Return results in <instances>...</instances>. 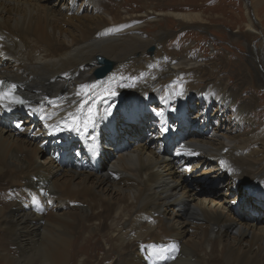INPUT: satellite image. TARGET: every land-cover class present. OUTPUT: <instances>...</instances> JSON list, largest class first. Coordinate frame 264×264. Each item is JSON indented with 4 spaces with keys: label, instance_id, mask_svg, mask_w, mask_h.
<instances>
[{
    "label": "bare ground",
    "instance_id": "obj_1",
    "mask_svg": "<svg viewBox=\"0 0 264 264\" xmlns=\"http://www.w3.org/2000/svg\"><path fill=\"white\" fill-rule=\"evenodd\" d=\"M93 2L83 0L75 11L77 0H0V79L17 85L28 102L16 113L0 105L5 239L20 257L30 259L27 264H76L91 249L103 253L98 264H113L111 257L116 264H264V227H257L264 220V183L240 179H264V137L239 139L217 128L223 105L238 98L229 94L235 86L218 78L219 66L205 64L200 54L166 53L168 33L149 37L141 21L157 28L173 19L189 27L203 23L202 15L151 11L139 18L115 2ZM82 7L85 15L79 13ZM247 27L254 39V21ZM151 46L153 56L147 53ZM249 53L252 78L247 83L264 88L253 50ZM100 58L113 71L97 80ZM175 81L185 93L197 92L199 118H193L189 98L172 90ZM130 86L155 92L159 106L150 108L155 100L149 95L119 98ZM205 93L206 101L199 102ZM212 102L219 104L220 114H214L213 135L207 132L211 117L205 110ZM121 103L130 112L121 111ZM25 113L33 124L39 120L48 127L60 117L72 125H57L64 134L57 142L48 135L47 140L24 136L12 129L19 130ZM149 134L160 139L158 151ZM40 157L45 166L38 163ZM207 187L211 193L226 188L232 196L241 188L243 197L234 204L237 216L229 208L233 204L216 193L213 199L199 198V189ZM53 200L63 212L45 216L42 205ZM153 245L178 250L153 255ZM0 252L7 264H22L9 251Z\"/></svg>",
    "mask_w": 264,
    "mask_h": 264
},
{
    "label": "rangeland",
    "instance_id": "obj_2",
    "mask_svg": "<svg viewBox=\"0 0 264 264\" xmlns=\"http://www.w3.org/2000/svg\"><path fill=\"white\" fill-rule=\"evenodd\" d=\"M82 1L83 0H77V3L73 4L72 7L75 9V11H77V9H81L80 3ZM91 1L93 2L94 0ZM95 1L98 2L103 1L101 4L104 3L103 5L106 6L113 5L115 2L116 5L122 6L121 9L122 12L127 13L128 16L134 15V16H138L139 18L140 17L145 18L144 16H147L149 13L152 14L154 11H155L154 13L160 14L161 11L168 12V11L178 10L181 12H194L202 15V19H204L203 20L204 24L200 23L189 27L188 26L182 27L173 19H168V21L162 23L161 26L159 25V27L157 28H154L156 23L153 24V22L151 23L149 22V20L146 21L145 19H141V21H143L144 30L146 29L145 34L149 37L153 36V34L157 35L163 32L168 33L165 42L163 43V49L165 50L166 53H170L171 55L172 54L178 55L180 53H184L187 50H189L191 53L200 54L203 57V61L205 64L208 63L219 66L218 78L223 77L225 80H227V82L231 86L232 85L235 86L234 89L231 90L229 94L238 95V98L240 99L232 96L230 98L232 104L229 103L224 104L223 109L221 111V115L217 112L219 105L217 102H212L210 108L205 109L207 114L209 115V118L211 117L210 118L211 126L210 124L208 125V131H207L208 133H211V135H213L212 132H214V128H216V124H214L218 120L217 116L214 115L216 113L219 114L221 117V120H218L219 123L217 128L221 129L223 127V129H225V131L229 133L228 135H230L231 137H238L239 139L243 137L246 138L252 135H257L258 137H264V88L261 89L254 88L252 85L247 83V81L251 80L252 78L251 71L247 67V65H249L248 61L250 60V56H251L249 52L250 50L251 51L253 50V53L255 55V61L258 63V67H259L258 77L259 79H263V85H264V0H258V1L257 0H95ZM183 4L193 5V7ZM92 5H94V2L92 3ZM164 5H168L166 9L163 7ZM174 5H178V6H174ZM82 9L83 10L80 11L79 13H81V15H85L87 13L85 12L86 8L82 7ZM93 10L94 8L90 7V11H91L90 13H95L92 12ZM250 19L254 21V27L256 32L254 39L250 36V32H248L249 28L247 27ZM151 50H153V52H151ZM147 53L153 56L155 53V47L154 46L149 47L147 49ZM112 71L113 70H111V72ZM97 80L100 79L97 78ZM174 83H175V88L172 90L181 92L183 93V95L189 98V102L191 103L192 110L196 112L193 113L194 114L193 118L195 119L199 118V117H195L196 114L198 113V110L200 109V104L197 105L198 104L197 92H195V94L192 95L189 93H185L182 89L176 87V84H178L177 81H175ZM130 87L131 88L129 91L121 93L123 95L119 94L121 95L119 98L125 99L126 101H130V100L143 99L146 95H149L150 97H153V100H155V102H152L150 104V108L153 109L159 106L158 102H156V100H158L159 97H155L156 95L155 92L144 91L140 87H134V86H130ZM240 90L242 91L244 90L241 96L237 94ZM206 99H207V94L205 93L203 94L202 97L199 98L200 100L199 102L206 101ZM115 106L116 105H113L112 108H114ZM120 107H121V111H125V113L130 112L128 109L124 108L125 106L122 103ZM20 108H25V107L23 106ZM20 108L16 110L14 109L12 112L16 113L19 110L22 111ZM121 111L120 114L115 113V116L121 115ZM188 114H190L191 116V111L190 112L188 111ZM188 120L191 121L192 119H188ZM32 121L34 123V119L32 118V116H29L28 114L25 113V116H23V118L19 120L20 123L17 127L19 130L16 129H12V130L17 133L19 132V134L21 135L25 134L24 136H29L32 138L40 137V136L47 137L48 135L50 137H54L55 142H57V140H62L64 135L63 131L57 128V125L59 127H62L64 125L70 124L69 122H65V120L60 117L56 118L48 127L43 126V124L39 120H35V124H33ZM211 127L212 130L209 129ZM228 129L231 130L229 131ZM231 131L233 132L231 133ZM105 133L106 132H102L98 135L97 142L100 138L99 136ZM147 137H149V139L152 140L150 144L152 143L153 147L158 151L159 145L155 141H160V139L159 138L156 139L152 137V134L147 135ZM189 137H191L190 134L187 137L181 138V140H186ZM214 138H217V136L214 135ZM47 139L48 137L45 140ZM121 141L123 143L126 142V140L123 139ZM98 146H95V148ZM41 151L43 152L45 151V149L42 148ZM163 152L164 151H160L159 153L162 154ZM48 155L56 159L55 154H53L52 152L49 151ZM41 157L38 163L41 164L42 166H45L43 161H41L43 157L42 158ZM96 163H98V161H96ZM103 164H104V160H103ZM240 179H242L244 183H249V182L264 183V179L261 180L251 177H241ZM205 182H208V180ZM201 186L202 184L200 185V187ZM211 189L212 188L210 187H207L205 190L199 189L198 194L201 195L199 198H212L211 197L212 194L216 193L220 195L217 199L223 201L228 200L229 203L227 202L228 203L227 205H229L231 202L233 206L234 204L238 206V202H237L238 197L239 199L243 197L241 188L238 191L234 192V196H232L233 194H229L230 196L227 195L228 192L226 188L220 189L219 191L217 190L215 191V193L213 192L211 193L210 192ZM7 200L11 202L12 197L8 195ZM67 201H68L67 203L70 202V200ZM209 206L215 207L214 204L212 203L209 204ZM236 206H234V209L231 207L229 208L232 211L233 215L237 216L238 213L236 212V208H237ZM42 209L44 211L43 214L47 216L46 214L47 211L48 213L52 211L63 212L62 209L64 208L58 206V202L56 200H53L50 203H43ZM233 210L235 211V213L233 212ZM179 213L181 214L183 213V211ZM261 219L264 218H260V220ZM261 226L264 227V220H261L259 223H257V227H261ZM86 236H88V234ZM187 236L192 237L190 234H188ZM172 237L175 240H178V238H180V236L178 235H173ZM194 237H196V235L193 236L192 238ZM0 244H2L0 246L1 251L2 248L7 252L9 251L11 256L15 257L19 262H22V264L29 263L28 260L30 259H25L20 257V255L17 252L18 250L15 244L12 242L10 243L5 239V231L1 229H0ZM86 254L87 255H83L79 259L78 263L76 262V264H85V263L98 264L99 258H101V255L103 253L95 254L91 249ZM89 258L91 259L92 263L89 260ZM111 260L113 264L118 263L117 258L111 257ZM0 264H7L5 259L2 258L1 252H0Z\"/></svg>",
    "mask_w": 264,
    "mask_h": 264
},
{
    "label": "snow or ice",
    "instance_id": "obj_3",
    "mask_svg": "<svg viewBox=\"0 0 264 264\" xmlns=\"http://www.w3.org/2000/svg\"><path fill=\"white\" fill-rule=\"evenodd\" d=\"M89 86L88 85H83L82 89H87ZM17 92V85L15 84H5V81L0 80V105H2L5 109L11 111L12 107L16 105H21V106H27L28 102L21 98L19 95H16ZM115 95V93H112ZM158 115H163V113H158ZM89 123H91V118ZM89 125H85V128H87ZM94 126V125H93ZM74 130L80 131L79 127H75ZM164 131H167V128L164 129ZM154 249L153 255H156L158 253H163L165 251H173V250H178L176 249V246L173 245L171 249L165 248L163 246H152ZM174 258V257H173Z\"/></svg>",
    "mask_w": 264,
    "mask_h": 264
},
{
    "label": "water",
    "instance_id": "obj_4",
    "mask_svg": "<svg viewBox=\"0 0 264 264\" xmlns=\"http://www.w3.org/2000/svg\"><path fill=\"white\" fill-rule=\"evenodd\" d=\"M151 52H153V50H151ZM99 63L103 67L99 68V70L96 71L95 75L98 79H102L113 68V66L109 61L103 58L99 59Z\"/></svg>",
    "mask_w": 264,
    "mask_h": 264
}]
</instances>
